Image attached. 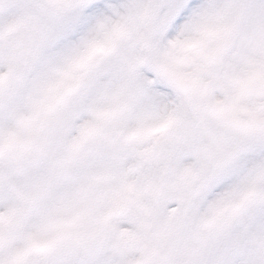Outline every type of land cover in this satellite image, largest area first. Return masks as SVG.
<instances>
[{"label":"snow or ice","instance_id":"1","mask_svg":"<svg viewBox=\"0 0 264 264\" xmlns=\"http://www.w3.org/2000/svg\"><path fill=\"white\" fill-rule=\"evenodd\" d=\"M0 264H264V0H0Z\"/></svg>","mask_w":264,"mask_h":264}]
</instances>
